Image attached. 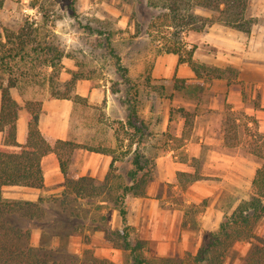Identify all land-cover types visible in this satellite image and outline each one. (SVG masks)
<instances>
[{
    "label": "crops",
    "instance_id": "1",
    "mask_svg": "<svg viewBox=\"0 0 264 264\" xmlns=\"http://www.w3.org/2000/svg\"><path fill=\"white\" fill-rule=\"evenodd\" d=\"M245 16L254 20L247 34L218 23H211L201 32H191L190 47L194 48L193 60L196 63L219 69L231 68L238 75L229 79H208L205 82L206 95L198 104L179 97V103L187 110L195 108L187 125L181 117L174 116L169 120L171 105L168 104H163L164 108L159 105V109L152 112L146 107L139 116L153 120L151 129L156 136L163 138L170 135L171 140L179 141L174 147H161L159 142L155 147V136L148 138L154 143L150 148L158 152L153 160L155 178L149 181L145 196L129 194L124 200L127 224L132 228L133 235L134 231L140 234L146 232L147 240L151 241L149 244L154 246L156 258L153 259L176 260L175 253L180 245H192L189 242L191 238H194V256L204 243L205 236L216 231L222 220L233 213L232 198L245 197L252 189L251 183L260 162L255 158H243L239 152L241 145L228 144L225 118L238 113L239 117H233L237 126L255 125L259 133H264V0H248ZM150 76L152 80L196 81L190 67L179 64L178 57L172 54L158 56ZM198 81L202 83V80ZM228 82L230 86H227ZM75 93L79 99H45L41 102L38 116L41 134L49 139L81 146L101 143L100 147H104L102 142L107 139L105 146L114 149V129L110 124L104 125L95 120L93 113L100 108L104 120L123 121L122 108L117 100L109 92L91 88L85 81L77 85ZM13 98L18 102L15 96ZM26 129V113L21 110L16 122L17 143H23ZM100 136L103 138L100 139ZM169 140L166 141L172 142ZM84 146L77 149L75 155L77 167L74 177L99 181L107 175L112 157L90 152ZM133 146L132 152L136 149L135 144ZM142 147L147 148V142ZM40 166L43 174L41 189L7 187L2 190V196L36 202L41 196L60 193L64 189L65 175L60 170L56 155L44 156ZM180 178H186V183ZM176 189L182 192L184 204L198 206L207 201L195 234L189 225L183 226L182 209L175 208L178 203L175 204L177 200L172 199V193ZM245 200L248 199L242 201ZM115 213L118 214L117 211Z\"/></svg>",
    "mask_w": 264,
    "mask_h": 264
},
{
    "label": "rangeland",
    "instance_id": "2",
    "mask_svg": "<svg viewBox=\"0 0 264 264\" xmlns=\"http://www.w3.org/2000/svg\"><path fill=\"white\" fill-rule=\"evenodd\" d=\"M162 12L161 9L149 6L147 0H0V34L4 29L16 30L25 20L33 23V27L42 28L43 34H48L50 38H53L67 56L61 62L63 68L59 75V82L62 84L68 81L70 72L78 73L85 78L76 82L70 96H75L77 85L85 81L91 88L100 92H109L122 108L123 121L104 120L105 117L100 108L93 113L95 120L104 125L110 124L114 129V140L118 139L122 145L132 143L129 148L118 150L115 140L114 156L117 159L114 162L112 173L109 175V171L107 172L108 184L111 186L128 182L126 174L133 168L131 162L133 143H137L138 139L137 136H132L131 129L122 125L129 112L127 92L131 96L137 94L133 106L137 109L138 116H141L140 114L146 107L149 112H152L154 109H159V105L164 108L163 104L171 105V107L182 106L178 95H174L172 100L168 98L171 93L170 88L164 95L159 96L148 94L143 87V81L147 75H150L155 59L160 55H165L163 52L160 53L165 50V47L181 44L189 50L192 46L190 37L192 31L189 29L191 26L182 27L178 23L171 27L158 25L157 28H151V23ZM193 12L202 18L211 17V14L205 10L195 9ZM207 24L208 22L201 20L193 26L203 25L205 29ZM107 42L118 56L120 65L127 69L129 85L121 79L116 70V62L109 55ZM21 92L23 93L22 98L19 97L18 91H12V95L17 98L20 105L21 100L42 102L49 96L48 90L41 87H28ZM233 117H239V114L233 113L225 118L227 125L225 136L228 144L241 145L239 152L243 158H255L257 162H260L253 152H264V133H259L255 125L254 127H247L245 124L237 126ZM189 119L191 120L190 116ZM142 120L146 129L137 152L144 156L145 167L139 176L145 175L146 183L141 186L140 190L142 191L140 196H145L149 181H152L156 175V166L151 164H154V155L158 152L152 150L151 145L155 143L156 147L159 142L161 147H174L179 144V141L171 140L170 135L163 138L156 136L151 129V125L154 124L153 120ZM153 136H155L154 143L148 139ZM102 138L100 136V139ZM167 139L172 142L166 141ZM0 140L2 145L3 134ZM106 141L107 139L104 142L101 141L104 147H100L101 143L96 146H82L108 149L105 146ZM146 142L147 148L142 147ZM123 152L128 153L123 155ZM76 153L77 150L64 157L66 162L64 189L55 195L39 197L40 201L38 203L36 201L38 207L28 211L33 215V220L14 217L12 222L22 228H29L30 245L48 253L55 264H91L94 258L105 259L111 264H129L127 252L121 248V241L115 235L122 231L120 218L113 207V198L117 192H107L102 188L94 190L90 188L92 183L89 181L80 182L85 188L84 192L77 193L73 190L69 183L78 180L74 177L77 167L75 165ZM104 178L99 181L94 180L103 182ZM147 178L150 180L147 181ZM180 181L186 183L187 180L180 178ZM241 184L243 185V182ZM7 192L4 191V193ZM172 195V199L177 200L175 204L178 203L175 208L182 209L183 226L189 225L194 234L197 233L200 217L207 206V201L198 206L184 204L181 199L182 192L179 189L174 190ZM252 195L253 189L248 191L245 197L232 198V211L243 202L242 200L249 199ZM10 200L28 201L20 198ZM263 233L264 221H261L255 227V236L262 238ZM130 240L131 242L141 241L146 257L156 258L154 246L149 244L151 241L147 240L145 231L142 234L134 231V235L132 232ZM189 242L192 244L191 247L189 245L186 247L180 245L179 248L176 246L178 248V252L175 253L176 260L186 262L193 256L194 238H191ZM252 244H255V241L235 244L222 264H245L246 255Z\"/></svg>",
    "mask_w": 264,
    "mask_h": 264
},
{
    "label": "trees",
    "instance_id": "3",
    "mask_svg": "<svg viewBox=\"0 0 264 264\" xmlns=\"http://www.w3.org/2000/svg\"><path fill=\"white\" fill-rule=\"evenodd\" d=\"M248 0H147L149 6L161 9L163 12L151 23V28L159 26L171 27L180 23V26H191L193 32H201L204 26H193L201 20L218 23L229 29L242 33H249L254 23L252 18L245 16ZM205 10L211 17L202 18L194 14V10ZM42 28L33 27V23L24 21L16 30L4 29L0 34V132L3 133L2 147L0 148V264H55L48 253L41 248L32 247L30 230L20 227L12 222V218L33 220L29 214L31 208H37V203L31 201L10 200L2 196V190L7 187H22L41 189L43 187V174L40 166L41 159L48 154H55L61 172L66 174L64 157L83 147L69 142L49 139L41 134L38 129V116L41 102L34 100H21L20 105L12 96V91H18L22 98V90L28 87L46 88L49 92L48 99H79L70 96L77 81L85 79L78 73H69L70 79L64 83L59 82L62 70V59L67 57L63 49L41 32ZM107 49L111 58L115 60L116 70L123 81L130 84L127 69L120 65L118 56L107 42ZM172 54L178 57L179 64H187L193 71L196 81L152 80L147 75L143 81L144 90L148 94L164 95L170 88L168 98L174 95L191 104H198L206 95L205 82L208 79L235 78L238 72L231 69H219L209 65L199 64L193 60L194 48L189 50L181 44H172L165 47L160 53ZM198 80H202V83ZM230 86V83H227ZM127 92L126 98L128 113L124 124L132 130V136H137L136 149L132 157L133 168L126 174L127 183H118L114 186L108 184L109 175L113 171L115 149L129 148L131 144L122 145L116 140L115 149L86 148L90 152L108 154L112 157L109 165V175L103 182L91 178H78L77 182L69 183L77 193L84 192L85 188L80 182L89 181L92 189H106L107 192H117L113 198V207L118 212L122 223V231L115 234L121 241V248L127 252L129 264H222L230 249L237 243L251 242L252 244L245 258V264H264V233L262 238L255 236L256 225L264 221V152L254 151L253 154L260 159V166L255 171L251 186L253 195L248 200L241 202L233 213L225 217L216 231L205 236L204 243L196 254L186 262L173 259H149L144 253L141 241L131 242L132 228L127 224L125 197L129 194L140 196L141 186L146 183L143 173L145 164L144 156L137 152L142 143L144 121L138 116L137 109L133 106L136 96ZM195 108L187 110L183 106L169 108V120L175 117L184 119L187 125L190 122V113ZM26 113V135L23 143L15 140L16 122L19 112ZM148 131V121H147ZM147 135L149 133L147 132ZM129 141V140H128ZM129 152V151H128ZM128 152H123L127 155ZM143 162V164H142ZM148 165V163H147ZM154 166V164H151ZM150 178H147L149 181ZM98 184V185H97ZM91 264H111L105 259H92Z\"/></svg>",
    "mask_w": 264,
    "mask_h": 264
}]
</instances>
